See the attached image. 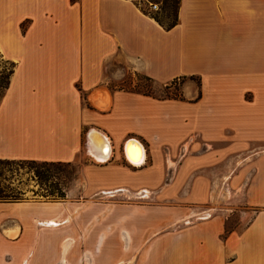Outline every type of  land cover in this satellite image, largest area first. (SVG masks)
Wrapping results in <instances>:
<instances>
[{
    "label": "crops",
    "instance_id": "0c3cea01",
    "mask_svg": "<svg viewBox=\"0 0 264 264\" xmlns=\"http://www.w3.org/2000/svg\"><path fill=\"white\" fill-rule=\"evenodd\" d=\"M155 13L146 0H0V57L12 65L0 159H85L81 196L152 190L206 205L227 191L253 210L238 227L210 217L146 228L163 218L145 215L126 264H264V0H179L171 28ZM115 68L200 86L155 97L111 87ZM71 205L0 200V264H121L119 249L87 247Z\"/></svg>",
    "mask_w": 264,
    "mask_h": 264
},
{
    "label": "rangeland",
    "instance_id": "374dc122",
    "mask_svg": "<svg viewBox=\"0 0 264 264\" xmlns=\"http://www.w3.org/2000/svg\"><path fill=\"white\" fill-rule=\"evenodd\" d=\"M159 9L157 16L164 22L171 21L177 10L178 0H153ZM146 10V6H143ZM10 64L0 57V84L2 78L7 75ZM114 74H120V78L110 81L111 87L131 88L138 92L155 97L176 96L184 97L185 90L189 86L198 91L197 78L181 77L169 83L163 84L148 80L140 73L129 70L114 69ZM2 88L0 87V95ZM85 159H78L71 167H61L64 174H60L66 186V200L72 203L71 212L73 220L72 227L82 231L84 242L87 247H107L110 252L120 250V262L126 264L127 244L123 239V232L128 235L137 234L144 227H138L135 219L144 216H160L163 218L159 226H148L146 228H171L176 225H190L202 219L217 217L225 222V229L238 227L241 214L252 213L253 210L244 204L237 203V199L230 198L232 193L220 191L215 202L206 205H193L185 202H160L152 190H113L109 193H99L93 196H81L80 190V168ZM56 177L58 174H56ZM56 177L51 176L48 181L42 183L26 167L8 166L0 163V195L13 196L20 193L22 199H48L43 196L49 190V184L56 183ZM234 196V195H233ZM235 197V196H234ZM78 201V202H77ZM78 203V204H75ZM173 218L174 220H166ZM134 230H137L135 232ZM127 231V232H125Z\"/></svg>",
    "mask_w": 264,
    "mask_h": 264
},
{
    "label": "trees",
    "instance_id": "16d2710c",
    "mask_svg": "<svg viewBox=\"0 0 264 264\" xmlns=\"http://www.w3.org/2000/svg\"><path fill=\"white\" fill-rule=\"evenodd\" d=\"M158 1V0H156ZM179 3V0H178ZM178 3H177V7H178ZM158 13L154 14V18L165 28H171L173 25H175L176 21H177V10H176V15L175 17L167 22L164 23L158 16ZM12 71V65L10 64V68L8 69V73L6 76H4L2 78L3 81H1L0 87L2 88V93L3 94L4 90L7 88L8 86V82H9V76L10 73ZM192 78H197V82H198V86H200V79L197 76H189ZM146 79L148 80H152L149 77H146ZM0 95V97H1ZM200 96V91L197 95V98ZM166 97H176V96H166ZM0 163L6 164L8 166H18L20 168L22 167H26L29 170H31L33 172L34 177L36 178V180L45 183L46 181H48V179L51 176L56 177L55 173L58 174V176L56 177L57 182L56 183H51L49 184L48 188L49 190L47 191V193H45L43 196H46L49 200H58V199H64L65 198V194H66V186L64 184V182L62 180H64V178H61L60 174H64V169H62L61 167H71L73 166V162H55V161H39V160H8V159H0ZM20 196V193H17V195H13L8 197L7 195L5 196H1L0 195V200H4V201H19L22 200Z\"/></svg>",
    "mask_w": 264,
    "mask_h": 264
},
{
    "label": "bare ground",
    "instance_id": "6f19581e",
    "mask_svg": "<svg viewBox=\"0 0 264 264\" xmlns=\"http://www.w3.org/2000/svg\"><path fill=\"white\" fill-rule=\"evenodd\" d=\"M134 143L135 144H133V145H129V147L127 148L126 152L128 154L129 159L138 166L139 165L138 162L142 158V148H141V146L138 143H136V142H134ZM96 156H97L96 158L99 161H104L105 158H106V157H102L101 155H98V154ZM52 223H57V222H52ZM125 232H127V231H125ZM123 239L125 241V244H127L128 235L126 233H124V232H123Z\"/></svg>",
    "mask_w": 264,
    "mask_h": 264
},
{
    "label": "built area",
    "instance_id": "2783aa9c",
    "mask_svg": "<svg viewBox=\"0 0 264 264\" xmlns=\"http://www.w3.org/2000/svg\"><path fill=\"white\" fill-rule=\"evenodd\" d=\"M146 2H147L148 10H149V11H157V10L159 9L157 3L152 2V1H149V0H146ZM128 141H129V140H128ZM128 141H127V142H128ZM127 142H126V144H127ZM125 146H126V145H125ZM130 164L133 165V166H135V164H134L133 162H130Z\"/></svg>",
    "mask_w": 264,
    "mask_h": 264
},
{
    "label": "water",
    "instance_id": "95a60500",
    "mask_svg": "<svg viewBox=\"0 0 264 264\" xmlns=\"http://www.w3.org/2000/svg\"><path fill=\"white\" fill-rule=\"evenodd\" d=\"M133 144H135L134 141L133 140H129L127 142L126 146H125V152H126L127 148L129 147V145H133Z\"/></svg>",
    "mask_w": 264,
    "mask_h": 264
}]
</instances>
